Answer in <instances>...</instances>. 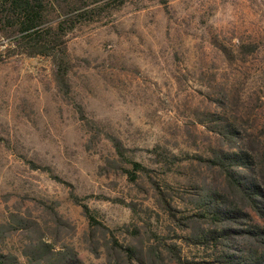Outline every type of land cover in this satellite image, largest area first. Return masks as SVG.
<instances>
[{
	"label": "rangeland",
	"instance_id": "obj_1",
	"mask_svg": "<svg viewBox=\"0 0 264 264\" xmlns=\"http://www.w3.org/2000/svg\"><path fill=\"white\" fill-rule=\"evenodd\" d=\"M31 1L0 0V264H264V0Z\"/></svg>",
	"mask_w": 264,
	"mask_h": 264
},
{
	"label": "trees",
	"instance_id": "obj_2",
	"mask_svg": "<svg viewBox=\"0 0 264 264\" xmlns=\"http://www.w3.org/2000/svg\"><path fill=\"white\" fill-rule=\"evenodd\" d=\"M9 3V10L19 18V21H23L24 24L30 23L27 28H33L35 25V19L40 15H34V5L31 0H6ZM26 28V29H27ZM89 214V209L87 208ZM92 218V217H90Z\"/></svg>",
	"mask_w": 264,
	"mask_h": 264
}]
</instances>
